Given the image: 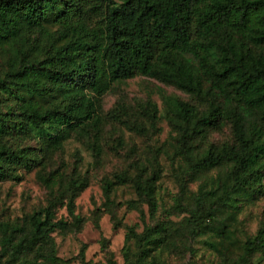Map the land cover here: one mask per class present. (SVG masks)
I'll use <instances>...</instances> for the list:
<instances>
[{
    "label": "trees",
    "instance_id": "16d2710c",
    "mask_svg": "<svg viewBox=\"0 0 264 264\" xmlns=\"http://www.w3.org/2000/svg\"><path fill=\"white\" fill-rule=\"evenodd\" d=\"M136 77L190 98L166 103L180 175L168 216H184L139 235L130 228L135 251L124 249L123 264H165L162 253L177 238L206 234L216 239L208 246L218 264L264 262V223L243 241L229 224L244 203L264 196V0H0V182L36 171L48 192L45 206L0 220V264H67L52 235L81 227L75 200L88 179L77 167L68 174L50 164L71 140L101 161L112 113H102V98ZM146 114L155 126L156 106ZM223 127L230 140L211 142ZM151 155L148 173L139 163L132 176L114 174L103 193L129 183L154 216L162 170ZM186 179L202 183L186 195ZM59 209L70 222L57 218Z\"/></svg>",
    "mask_w": 264,
    "mask_h": 264
},
{
    "label": "rangeland",
    "instance_id": "374dc122",
    "mask_svg": "<svg viewBox=\"0 0 264 264\" xmlns=\"http://www.w3.org/2000/svg\"><path fill=\"white\" fill-rule=\"evenodd\" d=\"M172 98L190 101L177 88L150 78L136 77L115 83L101 101L104 115L112 111L103 132L101 161L95 164L91 153L74 140L68 141L64 151L53 157L51 168H59L69 174L77 167L78 172L88 179V187L75 200V214L82 219L81 227L71 233L56 231L52 235L59 259L67 264H106L110 260L123 264L124 249L129 247L131 252L135 251L130 228L139 235L146 227L168 220L178 222L183 218L184 214L168 216L180 188V175L172 169L169 149L174 133L166 103ZM149 104L156 106L153 127L146 118ZM231 136L229 127H223L220 132L212 134L210 141L221 143L230 140ZM33 144L32 141L24 142L27 146ZM164 149H167V155L162 152ZM151 154L157 156V167L162 170L156 183L157 210L154 216L150 215L149 207L137 198L131 184L115 185L108 197L102 190L104 180L112 181L114 174L126 172L132 176L135 165L139 163L146 166L148 173L147 159L152 158ZM35 173L22 171L21 181L0 182V220H20L45 206L48 192L36 180ZM186 182V195L196 192L202 183L187 179ZM60 217L71 221L64 209L58 210L57 218ZM263 223L264 196L244 203L229 224L235 228L236 238L243 241L253 236ZM205 224L212 225L213 222ZM215 240L209 234L193 240L187 236L184 242L179 237L174 241L176 247L164 251L161 259L165 264H218V255L208 246Z\"/></svg>",
    "mask_w": 264,
    "mask_h": 264
}]
</instances>
